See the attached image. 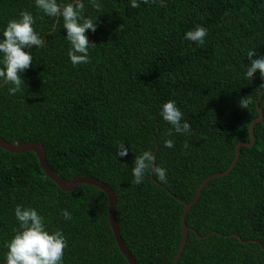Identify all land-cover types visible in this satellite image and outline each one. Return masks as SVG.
I'll return each mask as SVG.
<instances>
[{"label": "trees", "instance_id": "obj_1", "mask_svg": "<svg viewBox=\"0 0 264 264\" xmlns=\"http://www.w3.org/2000/svg\"><path fill=\"white\" fill-rule=\"evenodd\" d=\"M84 3V15L97 17L95 31L86 30L94 45L89 62L73 67L62 18L44 16L34 0H0V28L26 10L46 43L31 50L20 92L9 96V85H0V137L43 144L60 178L88 175L108 184L119 233L138 264L171 263L183 205L205 177L226 170L238 143L249 144L240 145L233 167L209 179L187 210L176 264H264V80L259 70L251 80L243 76L246 52L264 54V0H139L137 8L129 0H98V8ZM196 25L208 30L202 46L183 38ZM169 99L192 135H169L159 115ZM256 104L261 120L250 133ZM167 139L172 148L164 146ZM121 145L129 152L117 159ZM144 150L167 170L166 182L148 174L132 183V161ZM16 204L35 208L48 229L64 233L63 264H129L101 189L81 183L61 190L33 152L0 148V259L18 226Z\"/></svg>", "mask_w": 264, "mask_h": 264}, {"label": "clouds", "instance_id": "obj_2", "mask_svg": "<svg viewBox=\"0 0 264 264\" xmlns=\"http://www.w3.org/2000/svg\"><path fill=\"white\" fill-rule=\"evenodd\" d=\"M148 3V0H142ZM93 8H98V0H88ZM34 6L44 16L62 18V28L65 30L64 38L69 45L67 57L73 67L78 64L89 62V51L93 43L86 36V30L95 31L97 17L90 18L84 15V0H34ZM129 6L139 7V0H129ZM35 19L31 12L21 10L15 18L9 19L0 28V85L7 84V94L12 96L21 91L25 85L21 79V73L29 68L32 62L33 48L39 49L46 43L44 38L34 30ZM55 33L53 25L48 35ZM208 36V30L196 25L192 30L184 33V40L194 42L202 46ZM27 49V51L25 50ZM255 56V58H254ZM247 65L243 76L247 79L259 70V76L264 80V54L256 55L255 49L246 52ZM264 91V90H262ZM249 101L240 99L241 107H247ZM160 117L167 122L171 128L169 135L175 132L180 135H192V130L187 121L182 118V113L174 100L162 103ZM166 148L173 147V140L164 141ZM189 146L186 144L185 149ZM129 149L121 145L116 154L117 159L127 156ZM167 170L157 166L155 155L150 150H144L135 155L131 166L133 184H140L146 175L150 174L158 181L166 182ZM13 215L17 221V227L13 228V235L4 244L6 249L0 264H63V250L67 247L64 233L60 229L50 230L46 227L44 217L35 208L16 204ZM60 215L64 220L71 219V213L62 209Z\"/></svg>", "mask_w": 264, "mask_h": 264}, {"label": "water", "instance_id": "obj_3", "mask_svg": "<svg viewBox=\"0 0 264 264\" xmlns=\"http://www.w3.org/2000/svg\"><path fill=\"white\" fill-rule=\"evenodd\" d=\"M256 107H257L258 115L249 124V132L250 133H251L253 123L261 120V109L259 108L258 104H256ZM250 139L252 141V135H251ZM240 145H249V144L238 143L235 147V155H234L231 163L229 164V166L226 168V170H224L223 172H219V173H213V174H210L209 176L205 177L201 181L199 186L197 187L193 198L188 203H185L183 205V210H182L181 216H180L181 238H180V242L177 246L176 252H175L170 264H176L180 254L183 250V246H184L186 236H187V231H188V227L185 224V215H186L187 210L196 201L198 194L200 193L201 189L205 186V184L207 183V181L209 179H211L213 177L224 175L233 167V165L236 162L237 157H238ZM0 148H2L5 151L12 152V153L33 152L36 155V157L38 159L39 166L42 169V171L44 172L45 176L47 178H49L50 180H52L61 190L69 191L81 183H86L88 185H92L94 187L101 189L107 198V220H108V224L110 226V229L112 231V234L114 236L116 245L129 264H138L137 261L135 260V258L133 257V255L131 254V252L125 246L123 239L121 238V235L119 233V229H118L116 219H115L116 197H115L113 189L108 184H106L105 182H103V181H101L95 177H91L88 175L77 176V177H73L71 179L60 178L56 173H54L51 170L50 166L47 164V162L45 160V150H44L43 144H41L40 142L27 141V142H23L21 144H16V143L11 144V143L5 141L4 139H2L0 137ZM233 235H235V234H233Z\"/></svg>", "mask_w": 264, "mask_h": 264}]
</instances>
